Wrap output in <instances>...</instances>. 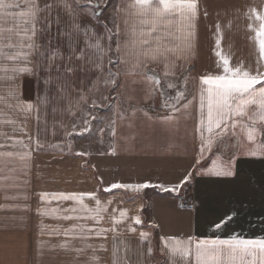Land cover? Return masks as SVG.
I'll list each match as a JSON object with an SVG mask.
<instances>
[{"label":"crops","instance_id":"obj_1","mask_svg":"<svg viewBox=\"0 0 264 264\" xmlns=\"http://www.w3.org/2000/svg\"><path fill=\"white\" fill-rule=\"evenodd\" d=\"M117 3L118 0H109L107 5L100 3L98 19L86 13L80 16L81 28L90 35L95 33L93 42L96 36H101L104 37L103 45L111 43V51L103 61L104 75L99 90H91L101 74L86 63L87 55L84 61L73 60L74 73L65 74L64 61L60 60L57 61L62 65L59 70L54 69L50 74L41 68L36 73L37 60L46 67V57L53 48H58L64 57L70 54L67 37L57 34L55 24L51 32L41 31L33 37L41 45L39 51L44 53L40 57L33 51L29 57L27 66L33 68V73L16 74L20 77L17 78L19 82L29 77L35 83L34 99L30 103L34 115L39 112V121L33 126L48 132V139L43 137L42 140H47V145L53 148L43 161L52 163V171L47 172V176L40 172L36 169L37 156L29 155L25 157L31 163V172L27 176L35 184L0 186V264H113L114 249L118 264H171L166 241L162 238H226L233 234L245 238L264 237V232L250 233L239 229L244 225L247 228L249 224L236 214L233 208L236 202L232 201L237 193L234 181L238 183L248 176L245 171L248 164H264V156L237 155L232 176L208 174L207 169L217 155L222 161H228L236 153L235 137L229 135L201 156V136L197 131L200 77L223 74L222 61L216 52L227 55L230 66L242 63L244 68L256 71L259 53L255 41L250 39L254 31L248 25L253 23L258 27L259 22L254 18L250 21L246 13L251 7L264 9V0H199L193 48L186 54L187 59L176 60L174 74L164 76L162 63L145 62L143 70L161 81L151 94L148 85L130 83L122 74L116 77V85H103V79L110 78L107 77L108 69L115 73L122 67L115 59L118 55L116 39L113 37L109 42L104 28L105 23L113 28ZM25 7L21 3L20 8L9 11L18 12ZM67 19L61 13V25ZM120 21L123 29V16ZM16 24L17 20L11 16H6L3 22L5 28ZM37 27L45 29L46 26L39 24ZM50 37H55L51 43ZM217 38L220 39L219 47ZM74 39L79 51L84 47L83 31ZM17 42L19 37L13 36V43ZM14 51L17 49H5L9 55ZM94 52V49H86L88 54ZM108 59L113 63L108 64ZM25 63L17 65L25 66ZM49 75L59 77L61 82H69L65 93L58 91L55 80L45 83ZM169 83L175 87L169 88ZM177 91L184 92L177 107L189 101L191 105L177 114L179 119L175 126L168 127L158 117L170 112L164 103L165 100L176 103L171 98ZM81 96L85 99L81 100ZM45 97L46 103L43 102ZM145 112L153 119H148ZM86 120L88 124H85ZM84 128L89 130L83 132ZM70 130L74 138L68 140L69 148L64 139ZM259 140L264 142V136ZM34 143L36 141H30L31 146ZM260 175L264 184V170H260ZM185 176L189 179L184 180ZM40 179H47L48 184H38ZM114 183L146 187L131 189L132 199L125 200L122 188H111ZM60 192L92 193L96 199L84 196L82 203L86 207L75 200L52 196L41 199L42 193ZM262 194L264 196V192ZM97 199L102 208L98 216L94 211ZM228 217L231 219L221 229L214 228ZM136 218H139V224ZM257 224L264 227V216L257 218ZM101 229L105 231L96 235ZM141 233L148 234L143 241ZM178 264L182 262L178 260Z\"/></svg>","mask_w":264,"mask_h":264},{"label":"snow or ice","instance_id":"obj_2","mask_svg":"<svg viewBox=\"0 0 264 264\" xmlns=\"http://www.w3.org/2000/svg\"><path fill=\"white\" fill-rule=\"evenodd\" d=\"M21 3L26 7L18 12L9 11L20 8ZM100 3L107 5L109 0H0V80L13 79L8 73H33V68L28 67L29 57L33 51H36L40 57L44 53L40 52L41 45L33 40V37L41 31L51 32L53 24L57 26V34L61 37H67L70 54L64 57L60 54L58 48H53L46 57V67L41 60H37L35 71L38 73L41 68L48 73L59 70L61 64L58 60L64 61L63 71L65 74L74 73L73 60H85L100 72L93 83V89L99 90L101 77L104 75L103 61L107 53L111 51V43L107 46L101 43L104 37L96 36L95 42L87 30L81 28L80 16L86 13L88 16L97 18L100 13ZM61 13L67 16V21L61 25ZM199 15V0H118L114 6L113 28L104 24L107 40L110 42L113 37L116 39V63L122 67L118 72L107 70V77L103 79L104 86L117 84L116 77L123 75L126 81L130 83H144L150 87V94L155 92L161 81L155 75H149L144 71L146 61L159 62L164 65V76L174 74L177 67L176 60L187 59V53L193 48L195 38V22ZM205 15L207 13L205 12ZM249 20L259 22L258 27L249 23L248 28L254 31V36L250 37L257 45L258 59L257 68L253 72L244 68L243 64L230 66L229 57L221 51L216 55L219 61H222L223 74H207L200 77L199 90V122L197 131L201 136V156L206 151H211L214 144L223 142L229 135L235 137L236 153L228 161H222L217 155L212 159V165L207 169L208 174L215 176H232L233 164L237 155L244 156H264V142L259 138L264 136V9L257 10L251 7L248 10ZM6 16H11L17 20L15 27L5 28L3 22ZM123 16L124 28L120 27V17ZM45 25V29H40L37 25ZM83 31L84 47L77 51V45L74 37L80 35ZM220 27L217 25V33ZM7 34V35H6ZM13 36L19 37V42L13 43ZM55 37L49 38V43ZM216 45L219 47L220 39L217 38ZM6 48L17 49L15 54L9 55L5 52ZM86 49H94L92 54L86 53ZM173 57L175 59H173ZM25 61V66H9L6 61ZM113 60L108 59V64ZM84 69L81 68V71ZM55 80L58 91L63 94L69 87L67 80L61 82L59 77L49 75L45 83ZM187 82V78H185ZM257 85H261L257 87ZM206 86V87H205ZM169 88L175 85L169 83ZM90 90V91H91ZM163 95V93H161ZM184 92L177 91L171 99L176 103H169L165 100L164 107L170 109L167 115L158 117L164 125L168 127L175 126L179 119L177 115L182 109H188L191 101L177 107V103L183 98ZM60 97H53L59 99ZM3 97H0L2 100ZM85 97L81 96V100ZM43 102H47L44 98ZM79 102H77V107ZM33 105L28 103L25 109H31ZM135 112L136 109H133ZM144 115L148 119H153L147 112ZM95 119V118H94ZM89 122L86 120L85 124ZM115 121H113V124ZM84 128L82 131L87 132ZM207 133V135H205ZM115 134V129H113ZM247 142V143H246ZM18 143H22L18 141ZM2 147V145H0ZM20 155L19 153L0 151V158ZM29 153L25 152L21 158H25ZM199 162V158H198ZM191 175V174H189ZM189 179L185 176L184 180ZM146 185L119 184L111 185L112 189H132L139 190ZM167 190V189H165ZM108 191V189H106ZM41 199L52 196L55 199L80 201L84 196H91L96 199L92 193H42ZM97 207L94 210L96 215L102 211L100 202L96 200ZM53 212L56 209L52 210ZM121 217L125 215L122 211ZM69 217H65L68 219ZM231 217L214 225L215 229H221ZM139 224V218H136ZM114 230V229H113ZM105 230L101 229L96 235H101ZM147 233H141L140 239L143 241ZM166 241L167 255L171 264H264V237L245 238L238 234H233L226 238L209 237L186 239L168 237L162 238ZM103 247V246H101ZM164 251V249H162ZM151 249L149 248V254ZM92 259H98L93 257ZM113 264H118L113 252Z\"/></svg>","mask_w":264,"mask_h":264},{"label":"rangeland","instance_id":"obj_3","mask_svg":"<svg viewBox=\"0 0 264 264\" xmlns=\"http://www.w3.org/2000/svg\"><path fill=\"white\" fill-rule=\"evenodd\" d=\"M12 53L15 54L16 52ZM6 63L12 66L17 65V63H25V61H6ZM8 75L13 76V79L0 80V97H3L0 100V145H2L0 151L19 153L20 155L0 158V186H30L35 184L32 178L27 176L31 172V163H28L27 157H21L25 152L29 153L30 156H37L36 165L38 167L36 169L44 172L47 176V172L52 171L50 170L52 163L44 162L43 159L50 156V152H52L50 148L53 147L47 145V140H42L43 137L48 139V132L37 130L33 126L39 121V112L34 115L33 109H25V105L34 99L32 94L34 89L36 90L35 83L30 81L29 77H24V81L19 82L17 78L20 77H17L16 74L8 73ZM71 131L65 139L63 138L67 147H69V141L74 138ZM33 140L36 141V144L31 146L30 141L32 143ZM18 141L22 143H18ZM55 162L56 168L59 170V163L56 160ZM245 169L248 176H244L245 178L240 179L238 183L237 180L233 183L237 192L232 200L236 202L233 208L236 209V214L249 224L247 228L244 225L239 229H243L244 232L263 233L264 227L257 224V218L264 216V196H262L264 184L260 175V170H264V164L250 163ZM37 183L47 185L48 180L40 179ZM121 194L125 200L132 199L131 189H122Z\"/></svg>","mask_w":264,"mask_h":264},{"label":"built area","instance_id":"obj_4","mask_svg":"<svg viewBox=\"0 0 264 264\" xmlns=\"http://www.w3.org/2000/svg\"><path fill=\"white\" fill-rule=\"evenodd\" d=\"M168 96H170V94L168 93Z\"/></svg>","mask_w":264,"mask_h":264}]
</instances>
